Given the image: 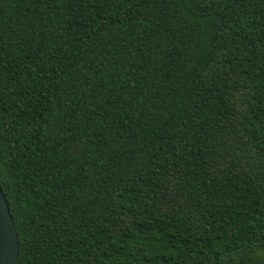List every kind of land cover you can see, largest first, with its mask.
<instances>
[{"label":"trees","instance_id":"trees-1","mask_svg":"<svg viewBox=\"0 0 264 264\" xmlns=\"http://www.w3.org/2000/svg\"><path fill=\"white\" fill-rule=\"evenodd\" d=\"M0 185L16 264H264V0H0Z\"/></svg>","mask_w":264,"mask_h":264},{"label":"water","instance_id":"water-1","mask_svg":"<svg viewBox=\"0 0 264 264\" xmlns=\"http://www.w3.org/2000/svg\"><path fill=\"white\" fill-rule=\"evenodd\" d=\"M17 257L18 236L0 185V264H16Z\"/></svg>","mask_w":264,"mask_h":264}]
</instances>
